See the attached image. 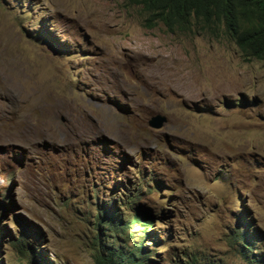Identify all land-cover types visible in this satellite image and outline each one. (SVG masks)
Returning <instances> with one entry per match:
<instances>
[{"label":"rangeland","instance_id":"374dc122","mask_svg":"<svg viewBox=\"0 0 264 264\" xmlns=\"http://www.w3.org/2000/svg\"><path fill=\"white\" fill-rule=\"evenodd\" d=\"M238 227L264 254L263 60L123 0H0V264H29L20 237L50 264H246Z\"/></svg>","mask_w":264,"mask_h":264},{"label":"trees","instance_id":"16d2710c","mask_svg":"<svg viewBox=\"0 0 264 264\" xmlns=\"http://www.w3.org/2000/svg\"><path fill=\"white\" fill-rule=\"evenodd\" d=\"M123 3L139 7L144 14V25L148 28L158 23L172 33L189 32L196 28L205 35L225 37L234 42L246 60L264 61V0H123ZM128 221L146 225L138 213H132ZM238 228L228 234L233 254H238L246 264H264V254L250 250L253 245L246 228ZM15 245L19 253L28 256L29 264H50L41 252L31 249L27 239L20 237ZM146 250L147 247L139 243L133 248L113 244L107 250H96L94 264L156 263ZM197 263L195 258L186 262ZM204 264L226 263L215 259L214 263Z\"/></svg>","mask_w":264,"mask_h":264},{"label":"water","instance_id":"95a60500","mask_svg":"<svg viewBox=\"0 0 264 264\" xmlns=\"http://www.w3.org/2000/svg\"><path fill=\"white\" fill-rule=\"evenodd\" d=\"M166 121V117L160 114L152 116L148 120V125L153 128H159L162 126V124Z\"/></svg>","mask_w":264,"mask_h":264},{"label":"clouds","instance_id":"9594fccd","mask_svg":"<svg viewBox=\"0 0 264 264\" xmlns=\"http://www.w3.org/2000/svg\"><path fill=\"white\" fill-rule=\"evenodd\" d=\"M234 43V42H233ZM236 45V44H235ZM242 55V54H241ZM243 57V56H242ZM246 60V59H245Z\"/></svg>","mask_w":264,"mask_h":264}]
</instances>
